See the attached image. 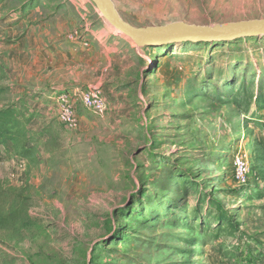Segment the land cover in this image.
Here are the masks:
<instances>
[{
  "label": "rangeland",
  "instance_id": "374dc122",
  "mask_svg": "<svg viewBox=\"0 0 264 264\" xmlns=\"http://www.w3.org/2000/svg\"><path fill=\"white\" fill-rule=\"evenodd\" d=\"M110 1L135 28L264 19V0ZM94 89L102 118L76 102ZM3 111L23 134L0 145V264H264V36L136 48L90 0H0Z\"/></svg>",
  "mask_w": 264,
  "mask_h": 264
},
{
  "label": "water",
  "instance_id": "95a60500",
  "mask_svg": "<svg viewBox=\"0 0 264 264\" xmlns=\"http://www.w3.org/2000/svg\"><path fill=\"white\" fill-rule=\"evenodd\" d=\"M106 22L139 47H159L184 42L217 43L264 36V19L200 27L175 23L164 27L135 28L123 21L110 0H90Z\"/></svg>",
  "mask_w": 264,
  "mask_h": 264
},
{
  "label": "built area",
  "instance_id": "2783aa9c",
  "mask_svg": "<svg viewBox=\"0 0 264 264\" xmlns=\"http://www.w3.org/2000/svg\"><path fill=\"white\" fill-rule=\"evenodd\" d=\"M76 102L95 118H102L106 113V100L98 89L79 92ZM76 102L66 94L57 98L58 120L68 130H75L79 125ZM232 169L236 183L240 186L247 185L250 169L245 155L237 153L232 157Z\"/></svg>",
  "mask_w": 264,
  "mask_h": 264
},
{
  "label": "trees",
  "instance_id": "16d2710c",
  "mask_svg": "<svg viewBox=\"0 0 264 264\" xmlns=\"http://www.w3.org/2000/svg\"><path fill=\"white\" fill-rule=\"evenodd\" d=\"M4 116V111L0 112V145L5 144L7 142L13 143V148L17 149V143H16V134L22 135V133L19 132H13L11 129L7 128V123L4 120H1V117ZM31 154V149H26L24 146H22L19 150V156L22 158H27ZM1 181V179H0Z\"/></svg>",
  "mask_w": 264,
  "mask_h": 264
}]
</instances>
